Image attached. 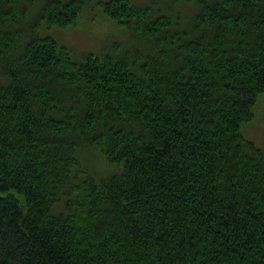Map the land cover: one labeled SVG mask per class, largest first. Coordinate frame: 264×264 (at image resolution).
<instances>
[{
	"label": "trees",
	"instance_id": "16d2710c",
	"mask_svg": "<svg viewBox=\"0 0 264 264\" xmlns=\"http://www.w3.org/2000/svg\"><path fill=\"white\" fill-rule=\"evenodd\" d=\"M149 3L0 0V264H264V0Z\"/></svg>",
	"mask_w": 264,
	"mask_h": 264
},
{
	"label": "rangeland",
	"instance_id": "374dc122",
	"mask_svg": "<svg viewBox=\"0 0 264 264\" xmlns=\"http://www.w3.org/2000/svg\"><path fill=\"white\" fill-rule=\"evenodd\" d=\"M103 1V0H102ZM134 3L150 4V0H131ZM77 27L67 29H53L55 38L75 51L77 55L83 53H105L107 42L122 40L125 31L118 26L116 21L107 18L96 7L92 6L84 10ZM118 38V39H116ZM124 40V39H123ZM263 107V105H262ZM258 120V121H257ZM245 127L246 136L260 147L264 146V108H261L259 119Z\"/></svg>",
	"mask_w": 264,
	"mask_h": 264
}]
</instances>
